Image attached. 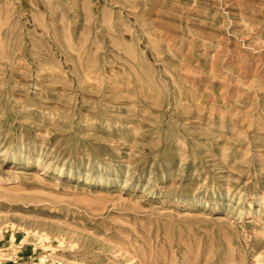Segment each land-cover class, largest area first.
Listing matches in <instances>:
<instances>
[{
	"label": "rangeland",
	"instance_id": "rangeland-1",
	"mask_svg": "<svg viewBox=\"0 0 264 264\" xmlns=\"http://www.w3.org/2000/svg\"><path fill=\"white\" fill-rule=\"evenodd\" d=\"M262 1L0 0V264H264Z\"/></svg>",
	"mask_w": 264,
	"mask_h": 264
},
{
	"label": "bare ground",
	"instance_id": "bare-ground-1",
	"mask_svg": "<svg viewBox=\"0 0 264 264\" xmlns=\"http://www.w3.org/2000/svg\"><path fill=\"white\" fill-rule=\"evenodd\" d=\"M224 1V0H223ZM227 1V5L229 6V7H231V9H232V11L235 13L236 11L235 10H239V12L241 11V12H245L244 10H246L247 8H246V6H245V4H244V1L245 0H226ZM260 1H262V0H260ZM264 1V0H263ZM262 1V2H263ZM247 2V1H246ZM254 2V1H253ZM250 3V2H249ZM224 4V3H223ZM256 4V3H255ZM259 4V3H258ZM262 4H264V3H262ZM252 5V4H251ZM260 6H261V4H259ZM222 6V5H221ZM225 6V5H224ZM263 6V5H262ZM258 7V6H257ZM249 8H251L250 7V4H249ZM228 9V8H227ZM256 9H258V8H256ZM251 10V9H250ZM231 11V10H230ZM231 11V12H232ZM256 11V10H255ZM239 12H236V14L237 13H239ZM247 13V12H246ZM252 13V12H251ZM253 14H254V12H253ZM257 14H258V12H257ZM262 14V13H261ZM254 17V16H253ZM252 17V18H253ZM254 22V21H253ZM262 23V22H261ZM171 39V38H170ZM235 41V40H234ZM233 42V41H232ZM241 44V43H240ZM237 41H235L234 42V46H231L232 48L231 49H228V47H224L222 50H218V51H216V54L214 55L215 56V59L214 60H218V59H220L221 58V55L222 54H225L227 51H229V53H231L230 54V57L232 58V62L231 63H228L229 65L230 64H232V65H236L235 63H236V61H234V58L236 57V59L235 60H239V58H243V55H244V52H242V50L240 49V47H241V45H240ZM240 45V46H239ZM243 46V45H242ZM225 57V56H224ZM229 57V56H228ZM223 58V57H222ZM254 63H255V66L257 67V69L259 68L260 69V65H259V63H263V65H264V58L263 57H261V56H256L255 58H254ZM238 69H241V67H240V65L238 66ZM262 69H263V67H262ZM264 74V73H263ZM227 75V74H226ZM233 80L235 81L236 79H229L228 80V82H227V84H225L226 86H225V89L226 90H228L229 89V87H230V85L232 84V82H233Z\"/></svg>",
	"mask_w": 264,
	"mask_h": 264
}]
</instances>
